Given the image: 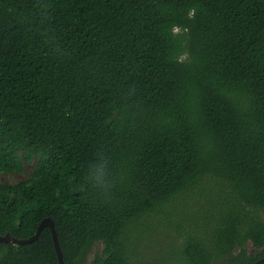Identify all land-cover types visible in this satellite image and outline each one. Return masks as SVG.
Returning <instances> with one entry per match:
<instances>
[{"label": "trees", "instance_id": "obj_1", "mask_svg": "<svg viewBox=\"0 0 264 264\" xmlns=\"http://www.w3.org/2000/svg\"><path fill=\"white\" fill-rule=\"evenodd\" d=\"M28 165L0 235L50 217L65 264H146L180 201L161 264H264V0H0V174ZM0 264H59L50 228Z\"/></svg>", "mask_w": 264, "mask_h": 264}, {"label": "rangeland", "instance_id": "obj_2", "mask_svg": "<svg viewBox=\"0 0 264 264\" xmlns=\"http://www.w3.org/2000/svg\"><path fill=\"white\" fill-rule=\"evenodd\" d=\"M31 172V165H28L23 173H10L0 174L3 181L8 183H16L24 180ZM183 201L177 203L176 207L182 209L178 210L179 215L170 219V222L161 220L160 217L153 218L145 227V232L140 240L135 241L134 245L137 247V251L140 254L139 259L146 264H161L163 259H169V254L177 246L181 244L182 235L179 233L184 232L185 229L191 230L194 227V214L198 212L199 205L191 204L190 207L183 206ZM182 225L180 228L179 226ZM102 243H97L87 253L85 258V264H90L97 253L102 250ZM248 254L255 252V248L251 243L246 246ZM237 253V251L235 252ZM171 256V254H170ZM227 260H219L214 264H224ZM180 264H186L180 261Z\"/></svg>", "mask_w": 264, "mask_h": 264}, {"label": "water", "instance_id": "obj_3", "mask_svg": "<svg viewBox=\"0 0 264 264\" xmlns=\"http://www.w3.org/2000/svg\"><path fill=\"white\" fill-rule=\"evenodd\" d=\"M45 227L50 228L53 236V241L56 249V253L58 256L59 264H65L63 259V252L59 243L58 234L56 231V226L52 218L46 217L39 224L35 234L29 238L19 239L14 237L11 233H7L6 235H0V243H11L15 245H23L32 243L39 239L41 232Z\"/></svg>", "mask_w": 264, "mask_h": 264}]
</instances>
